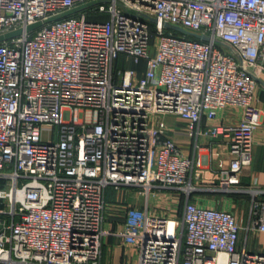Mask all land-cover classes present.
Wrapping results in <instances>:
<instances>
[{
    "label": "built area",
    "instance_id": "1",
    "mask_svg": "<svg viewBox=\"0 0 264 264\" xmlns=\"http://www.w3.org/2000/svg\"><path fill=\"white\" fill-rule=\"evenodd\" d=\"M138 13L157 20L154 32ZM37 22L0 44V264H101L109 186L189 197L200 173L164 116L192 136L202 118L238 108L235 123L197 135L228 140L221 188L240 182L261 122L250 70L264 62V0H0V34ZM140 62L142 76L129 67ZM248 228L264 232V200L252 201ZM240 229L187 200L181 219L129 210L120 236L136 264H264L237 250Z\"/></svg>",
    "mask_w": 264,
    "mask_h": 264
},
{
    "label": "crops",
    "instance_id": "2",
    "mask_svg": "<svg viewBox=\"0 0 264 264\" xmlns=\"http://www.w3.org/2000/svg\"><path fill=\"white\" fill-rule=\"evenodd\" d=\"M129 67L134 68L139 76H142L146 70L144 62L131 64ZM250 71L256 79L253 104L260 111L261 122L254 135L251 164L239 173L240 182L232 185L227 191L221 188L222 170L217 167V162L221 160L224 168H228L230 162L228 140L221 136L213 138L197 135L198 130L205 131L211 125L235 123L240 117L238 108L225 107L218 112L214 121L202 118L200 124L192 127V136L185 133L190 129L187 121L178 119L181 126L177 128L170 124L174 117L164 116L163 120L166 119L164 121L170 129L169 136L178 144L183 154L195 162L193 173H200V177L192 181L195 190L187 197L177 188H154L146 195L141 187L123 186L118 189L113 186L107 187L101 264H136V250L120 236L129 210H146L181 219L187 200L199 206L231 213L241 227L237 250L264 256V232L248 228L252 201L264 200V62L260 61L259 67ZM197 161L201 163L199 167Z\"/></svg>",
    "mask_w": 264,
    "mask_h": 264
},
{
    "label": "water",
    "instance_id": "3",
    "mask_svg": "<svg viewBox=\"0 0 264 264\" xmlns=\"http://www.w3.org/2000/svg\"><path fill=\"white\" fill-rule=\"evenodd\" d=\"M137 15L142 17V18H144V19H146L150 23H155V24L157 23V20L154 17H151V16L143 14V13H138ZM42 25H43V22H37L35 24H32V25L26 27L25 29H16V30L4 33V34H0V44L4 43V42H6V41H8L10 39H13L15 37H18V36L24 34L25 32L26 33L32 32V31L40 28ZM162 27L165 30L176 32V33H178L180 35L191 37V38H194V39H197V40H201V41L210 40V37L207 36V35L193 33L191 31H188V30H186V29H184V28H182L180 26H177V25H172V24H169V23H163Z\"/></svg>",
    "mask_w": 264,
    "mask_h": 264
},
{
    "label": "rangeland",
    "instance_id": "4",
    "mask_svg": "<svg viewBox=\"0 0 264 264\" xmlns=\"http://www.w3.org/2000/svg\"><path fill=\"white\" fill-rule=\"evenodd\" d=\"M90 20H94V18L92 17V18H89ZM157 27V24H155V23H150V29H151V31L152 32H154L155 31V28ZM166 32L168 31V30H165ZM176 33V32H175ZM178 34V33H177ZM154 42V39H152L151 40V43H153ZM149 52H150V55H153L154 54V48L153 47H150V50H149ZM170 117H174V118H172L171 120H172V123H170V124H173V126H175V127H177V128H180V121L178 120V119H180V118H177L176 116H170ZM164 120H166V119H164ZM6 208V207H5Z\"/></svg>",
    "mask_w": 264,
    "mask_h": 264
},
{
    "label": "trees",
    "instance_id": "5",
    "mask_svg": "<svg viewBox=\"0 0 264 264\" xmlns=\"http://www.w3.org/2000/svg\"><path fill=\"white\" fill-rule=\"evenodd\" d=\"M106 19H107V16H106V15H102L101 17L98 18V20H101V21H104V20H106ZM149 25H150V23H149ZM169 33L173 34L174 36H178V37H182V36H183V35L177 34V33L172 32V31H167V32H166V34H169ZM186 38H187V39H191V40H196V39H194V38L187 37V36H186Z\"/></svg>",
    "mask_w": 264,
    "mask_h": 264
}]
</instances>
